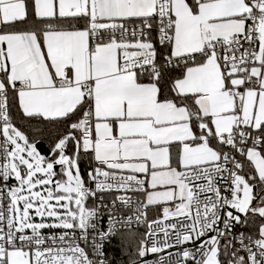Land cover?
I'll return each instance as SVG.
<instances>
[{"label": "snow or ice", "instance_id": "obj_1", "mask_svg": "<svg viewBox=\"0 0 264 264\" xmlns=\"http://www.w3.org/2000/svg\"><path fill=\"white\" fill-rule=\"evenodd\" d=\"M134 226L126 264H264V0H0V264Z\"/></svg>", "mask_w": 264, "mask_h": 264}, {"label": "trees", "instance_id": "obj_2", "mask_svg": "<svg viewBox=\"0 0 264 264\" xmlns=\"http://www.w3.org/2000/svg\"><path fill=\"white\" fill-rule=\"evenodd\" d=\"M46 145L50 147V143L46 142ZM143 229H132L133 233H136L135 236H130L126 230H121V233H118L116 237L112 240L110 246V254L118 261H121V264H125L127 257L122 254V249H127L131 251L132 248L139 240V233Z\"/></svg>", "mask_w": 264, "mask_h": 264}, {"label": "built area", "instance_id": "obj_3", "mask_svg": "<svg viewBox=\"0 0 264 264\" xmlns=\"http://www.w3.org/2000/svg\"><path fill=\"white\" fill-rule=\"evenodd\" d=\"M151 215H152V214L150 213V217H151ZM133 229H136L135 226L133 227ZM141 229H142V228H141ZM113 239H114V238H113ZM125 264H126V263H125Z\"/></svg>", "mask_w": 264, "mask_h": 264}, {"label": "water", "instance_id": "obj_4", "mask_svg": "<svg viewBox=\"0 0 264 264\" xmlns=\"http://www.w3.org/2000/svg\"><path fill=\"white\" fill-rule=\"evenodd\" d=\"M49 146L48 145H46V143H45V148H48Z\"/></svg>", "mask_w": 264, "mask_h": 264}, {"label": "crops", "instance_id": "obj_5", "mask_svg": "<svg viewBox=\"0 0 264 264\" xmlns=\"http://www.w3.org/2000/svg\"><path fill=\"white\" fill-rule=\"evenodd\" d=\"M257 190H259V189L257 188Z\"/></svg>", "mask_w": 264, "mask_h": 264}]
</instances>
